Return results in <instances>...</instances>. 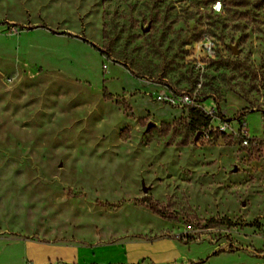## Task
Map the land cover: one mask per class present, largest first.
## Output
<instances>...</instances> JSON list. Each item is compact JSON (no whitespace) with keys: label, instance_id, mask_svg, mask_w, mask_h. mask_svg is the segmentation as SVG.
I'll list each match as a JSON object with an SVG mask.
<instances>
[{"label":"rangeland","instance_id":"1","mask_svg":"<svg viewBox=\"0 0 264 264\" xmlns=\"http://www.w3.org/2000/svg\"><path fill=\"white\" fill-rule=\"evenodd\" d=\"M213 1L0 0V264H262L264 1Z\"/></svg>","mask_w":264,"mask_h":264},{"label":"trees","instance_id":"2","mask_svg":"<svg viewBox=\"0 0 264 264\" xmlns=\"http://www.w3.org/2000/svg\"><path fill=\"white\" fill-rule=\"evenodd\" d=\"M261 1L263 2L264 0H261ZM40 26L41 25H36V26H32V27H40ZM41 27H43V25ZM51 33H56V32L51 31ZM60 34H66V35L71 36V37H77V38L81 39L82 41L89 43L85 38H83L81 36H78V35H73V34H70V33H63V32H60ZM90 45L93 46L94 49H97L98 51H102V48L101 47H99V46H97L95 44H92V43H90ZM130 72L135 77L140 76V75L135 74L132 71H130ZM102 90H103V96L104 97H108V94L106 93L105 87H103ZM188 107H189L188 108V117H189L188 125H189L190 129L192 131H195V130L196 131L197 130L200 131V128L201 127H204L205 128L207 126V123H208L209 119H210V116L207 115L201 108H199V107H197L195 105L190 104V105H188ZM216 109H217L216 115H217V117L220 120L230 121L233 118V117H226V116H224L220 112V110L218 109V107H216ZM263 250H264V247H263ZM263 250H261V251H263ZM262 264H264V254L262 256Z\"/></svg>","mask_w":264,"mask_h":264},{"label":"built area","instance_id":"3","mask_svg":"<svg viewBox=\"0 0 264 264\" xmlns=\"http://www.w3.org/2000/svg\"><path fill=\"white\" fill-rule=\"evenodd\" d=\"M211 9L214 12H219L221 10V4L219 0H215L212 2L211 4ZM179 99L182 98H186L185 95H183L182 93H179ZM190 105V104H189ZM204 112L211 117H217L216 115V110L214 107L209 108L208 110H204ZM218 118V117H217ZM219 119V118H218ZM208 130H211V124H208ZM206 128V127H205ZM219 129H225V128H229L230 132L229 133H233L232 135H234L238 141L240 146L242 147H249V148H258L260 143H261V139L259 138H255V137H250L247 133L246 128L244 127H240L239 130H234L231 128L229 121H224L221 120V125L218 126ZM213 130H216V126L213 127ZM233 131V132H232ZM207 135V133H206ZM28 264H33L32 262H29Z\"/></svg>","mask_w":264,"mask_h":264},{"label":"water","instance_id":"4","mask_svg":"<svg viewBox=\"0 0 264 264\" xmlns=\"http://www.w3.org/2000/svg\"><path fill=\"white\" fill-rule=\"evenodd\" d=\"M230 48H231L233 53H237V49H236V47L234 45H230ZM0 77H1V72H0ZM199 133H200V131H197L195 133V136L197 137L199 135ZM234 170H235V168H234ZM143 191H146V187L143 188Z\"/></svg>","mask_w":264,"mask_h":264},{"label":"crops","instance_id":"5","mask_svg":"<svg viewBox=\"0 0 264 264\" xmlns=\"http://www.w3.org/2000/svg\"><path fill=\"white\" fill-rule=\"evenodd\" d=\"M246 130H247V128H246ZM262 166H263V172H264V159H263V162H262Z\"/></svg>","mask_w":264,"mask_h":264}]
</instances>
